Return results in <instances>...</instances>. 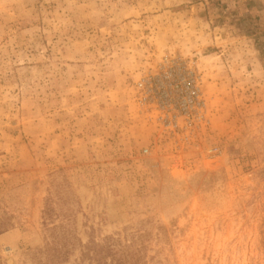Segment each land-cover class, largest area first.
<instances>
[{"label":"rangeland","instance_id":"374dc122","mask_svg":"<svg viewBox=\"0 0 264 264\" xmlns=\"http://www.w3.org/2000/svg\"><path fill=\"white\" fill-rule=\"evenodd\" d=\"M264 264V0H0V264Z\"/></svg>","mask_w":264,"mask_h":264},{"label":"trees","instance_id":"16d2710c","mask_svg":"<svg viewBox=\"0 0 264 264\" xmlns=\"http://www.w3.org/2000/svg\"><path fill=\"white\" fill-rule=\"evenodd\" d=\"M124 251L122 250H117L116 253L114 254V259L117 255L122 254ZM123 259L125 260H130V258L128 256H119L116 257V264H123Z\"/></svg>","mask_w":264,"mask_h":264}]
</instances>
